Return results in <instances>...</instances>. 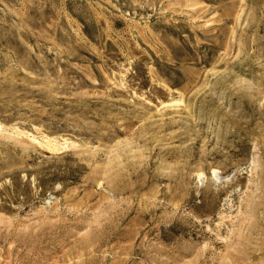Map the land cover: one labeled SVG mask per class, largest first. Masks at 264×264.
Masks as SVG:
<instances>
[{"label": "rangeland", "instance_id": "1", "mask_svg": "<svg viewBox=\"0 0 264 264\" xmlns=\"http://www.w3.org/2000/svg\"><path fill=\"white\" fill-rule=\"evenodd\" d=\"M0 264H264V0H0Z\"/></svg>", "mask_w": 264, "mask_h": 264}, {"label": "bare ground", "instance_id": "2", "mask_svg": "<svg viewBox=\"0 0 264 264\" xmlns=\"http://www.w3.org/2000/svg\"><path fill=\"white\" fill-rule=\"evenodd\" d=\"M197 12V10H195L193 13H196Z\"/></svg>", "mask_w": 264, "mask_h": 264}]
</instances>
